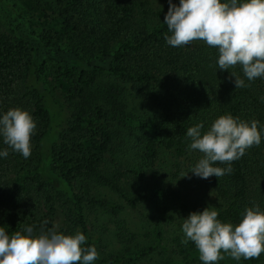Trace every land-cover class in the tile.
Wrapping results in <instances>:
<instances>
[{
    "label": "trees",
    "instance_id": "1",
    "mask_svg": "<svg viewBox=\"0 0 264 264\" xmlns=\"http://www.w3.org/2000/svg\"><path fill=\"white\" fill-rule=\"evenodd\" d=\"M146 6L147 2L141 0H52V13L59 19L57 23H61L62 30H53L51 34L46 29L48 41L36 40L25 33L22 24L18 25L15 36L0 32V116L9 109L20 108L27 110L37 124L28 158L13 151L0 135V151L9 152L6 158L0 157V224L9 235L23 231L27 225L33 226V235L39 234L42 227L47 230L44 222L49 218L37 199L43 198V193L36 195L15 180L19 170L27 168L37 190L43 189L48 181L67 193L77 212L76 227L86 236L83 246H95L88 233L85 207L103 201L86 186L79 191L77 183L100 174L113 139L109 118L100 109L97 115L106 125H95L91 115L87 118L88 114L78 109L71 113L68 127L60 130L64 111L49 96L40 64L46 55L60 68L68 65L66 79L72 75L70 68L79 73L82 83L70 81L71 91L79 88L83 94L88 85L86 76L94 70H107L120 75L134 92L143 96L138 122L143 128L153 126V135L146 142L143 160L128 170L131 174L146 175L147 168L156 165L160 149L179 155L187 153L191 143L187 136L189 127L202 123L203 134L225 114L249 123L258 121L260 145L252 146L233 161L231 173L219 178L212 176L210 182L222 204L217 217L221 222L239 223L249 207L258 206L264 211V77L249 81L240 65L220 70L219 51L207 44L193 41L182 47L170 46L165 37L172 33L164 22L149 26L144 17L148 13ZM23 12L21 8L20 15ZM230 71L248 86L235 88ZM56 138L60 140L57 149L52 145ZM20 188L25 189L31 200L27 213L23 209L28 202L19 197ZM151 195L154 194L141 191L134 197H123L129 206L136 208ZM47 199L52 205L51 197ZM125 230L122 229L120 236L129 241L125 239L128 237ZM182 240L181 236L174 238L175 252L188 261L200 260L194 242L185 245ZM261 255L247 261L258 263ZM106 261L99 256L92 263L106 264ZM124 262L120 259L111 264ZM161 264L176 263L168 259ZM200 264H203L201 260Z\"/></svg>",
    "mask_w": 264,
    "mask_h": 264
},
{
    "label": "rangeland",
    "instance_id": "2",
    "mask_svg": "<svg viewBox=\"0 0 264 264\" xmlns=\"http://www.w3.org/2000/svg\"><path fill=\"white\" fill-rule=\"evenodd\" d=\"M141 1L147 2L148 13L144 17L149 26L152 28L161 25L168 12V0ZM51 2L52 0H0V32L15 36L20 28L18 25L22 24L25 33L33 35L36 40L44 38L48 41L49 38L45 37L46 29L51 34H54L53 30H62L61 23H57L59 19L52 13ZM172 2L179 5L180 0ZM21 8H24V12L20 15ZM140 14H143L142 11ZM13 17L15 20H12ZM197 43L206 44L204 41ZM40 64L49 96L64 111L60 130L68 127L71 113L78 109L84 110L88 114L87 118L91 115L95 125H106L104 119L97 115L98 110L103 109L109 118L108 125L113 139L100 167V174L85 177L77 183L79 191H83L86 186L92 195L103 201L101 204L85 207L88 233L100 258L107 260L106 264L120 259L125 261L124 264H161L168 259L176 264H200V260L188 261L179 256L175 252L173 240L176 236L184 239L182 224L192 212H202L205 208L219 212L222 206L210 178L202 179L189 172L203 154L199 150L189 149L187 153L179 155L174 151L160 149L156 165L147 168L146 175L129 173V169L137 167L143 160L146 142L153 135V126L143 128L138 122L142 116L143 96L134 92L120 75L107 70L91 71L86 76L88 85L84 87L83 94L79 88L71 91L73 85L70 81L75 79V82L82 83L75 69L70 68L72 75L66 79L67 64L60 68L56 61L48 59V55L42 57ZM59 141L56 138L52 142L55 149L59 146ZM57 166L55 167L58 169ZM15 180L19 186H27L35 194L43 193V198L37 199L46 212V218H49L46 220L47 229L55 226L58 232L64 234L79 231L76 227L77 212L63 189L47 181L43 189L37 190L27 168L20 169ZM141 191L154 195L138 207L132 208L123 195L134 197ZM48 196L51 197L52 205L48 203ZM19 197L24 203L28 202L26 209H23L27 213L31 200L25 189L20 188ZM232 224L235 226L238 223ZM0 227L6 230L4 225L0 224ZM123 228L128 233L125 239L129 241H124L120 236ZM131 240L133 241L129 243ZM222 254L225 256L220 260L222 264H264V253L258 263H252L243 257L235 260L226 253Z\"/></svg>",
    "mask_w": 264,
    "mask_h": 264
},
{
    "label": "clouds",
    "instance_id": "3",
    "mask_svg": "<svg viewBox=\"0 0 264 264\" xmlns=\"http://www.w3.org/2000/svg\"><path fill=\"white\" fill-rule=\"evenodd\" d=\"M168 2L164 23L172 33L165 37L170 46L204 41L218 49L220 70L240 65L249 81L264 77V0H180L179 5L172 0ZM230 75L234 77L235 88L248 86L235 72L230 71ZM36 128L27 110L12 108L0 116L4 143L24 158L31 155ZM202 128L201 123L187 129L190 149L203 154L189 172L202 179L231 173L232 162L261 143L256 120L249 123L225 114L203 134ZM8 155L7 149L0 151V157ZM217 163L228 166H214ZM217 217V210L205 208L192 212L182 224V243L194 242L203 264H217L225 258L222 253L235 260L257 259L264 253V211L258 206L246 208L235 226ZM33 232V226H26L23 231L9 235L0 227V264H92L99 258L95 246H83L86 236L80 231L64 234L53 226L47 230L42 227L38 235Z\"/></svg>",
    "mask_w": 264,
    "mask_h": 264
}]
</instances>
